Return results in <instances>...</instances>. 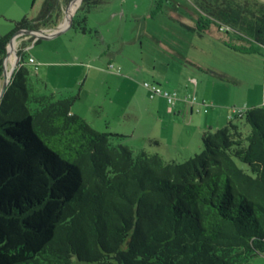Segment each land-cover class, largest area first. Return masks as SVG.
<instances>
[{"label": "trees", "instance_id": "16d2710c", "mask_svg": "<svg viewBox=\"0 0 264 264\" xmlns=\"http://www.w3.org/2000/svg\"><path fill=\"white\" fill-rule=\"evenodd\" d=\"M110 1L83 0L71 28L90 32L80 13ZM201 6L200 35L215 24L264 47L263 2ZM61 11L46 0L0 37V81L15 33L55 27ZM19 55L0 103V264H251L264 254V105L204 131V151L185 163L167 161L96 130L73 112L79 94L38 92Z\"/></svg>", "mask_w": 264, "mask_h": 264}, {"label": "rangeland", "instance_id": "374dc122", "mask_svg": "<svg viewBox=\"0 0 264 264\" xmlns=\"http://www.w3.org/2000/svg\"><path fill=\"white\" fill-rule=\"evenodd\" d=\"M45 1L0 0V37L12 32L23 18L37 17ZM70 2L57 0L61 10ZM201 3L202 0H111L80 13L82 18L87 17L90 32L70 28L54 38L36 41L24 34L17 39V53L27 46L25 59L38 92L54 93L57 99L80 94L75 108L96 130H135V136L123 135L117 142L136 151L159 154L167 161L185 163L204 151V131L197 132L195 126L207 124V119H199V111L206 116L210 111L227 109L236 117L240 110L264 105V47L248 42L232 29L224 31L226 39L200 35L188 21L195 20V15L207 17ZM63 20L61 11L59 22ZM242 46L250 51L238 48ZM30 57L35 58L37 68L29 63ZM193 60L207 69H201ZM110 64L115 68L111 69ZM11 67L9 64L8 69ZM82 67L85 73L92 70L86 84L84 79H78ZM3 83L4 76L0 89ZM145 83L177 95L174 106L164 96H155L164 97L167 108L176 109L180 101L193 105L194 126H189V109L171 116L163 112L153 115L148 107L153 99ZM56 87L62 91H54ZM144 93L148 100L141 102ZM209 121L212 127L209 123L205 129L212 131L227 123L225 120L219 125L215 117ZM239 122L247 132V123ZM239 164L247 167L243 162ZM251 264H264V254L254 257Z\"/></svg>", "mask_w": 264, "mask_h": 264}, {"label": "crops", "instance_id": "0c3cea01", "mask_svg": "<svg viewBox=\"0 0 264 264\" xmlns=\"http://www.w3.org/2000/svg\"><path fill=\"white\" fill-rule=\"evenodd\" d=\"M66 9H67V7H66ZM66 9H65V7H63L62 12H65ZM60 18H61V16H60ZM199 19H200V16L195 15V20L192 19V20H189L188 22L194 28V27H197ZM61 23H62V21H60L57 26H59ZM57 26H55V27H41V29H45L46 31L50 32V31H54L57 28ZM208 34L213 35L215 37H220L221 39H226V36L228 37V34L224 33V31L220 30V28L217 25H215V24L211 25L209 27V29L205 32V35H208ZM193 61H194V64L197 65L198 67H200L201 69H203V68L207 69L206 66H204V64H202L201 62L195 61V60H193ZM73 64L77 65V66H80L76 62H74ZM91 73H92V70H89L88 72L85 73V69L83 68L82 69V73H81V75L78 78L79 81L84 79V84H86L87 81L90 79ZM46 87H48V86L46 85ZM53 90L57 91V90H60V89L56 87ZM60 91H62V90H60ZM80 97H82V96L80 95ZM150 97L153 99V101L150 102L148 107H149V109H150V111L152 112L153 115H155V116H157V114L161 115L160 113L163 112L166 115L171 116L175 112L180 113L182 109H184V110H188L189 109L190 113H191V123L189 124V126H194L193 125V121H194V119H196V117H195L196 113H195L194 106L191 105L190 103H186L184 101H180V103L179 102L177 103L176 109H172V111H170L169 107L168 108L166 107V100L164 99V97H152L151 94H150ZM147 98H148V94L147 93H144L142 96H140L141 102L142 101L145 102L146 100H148ZM73 107L75 108V105ZM73 112L76 113V114L81 115V112L78 109H76V108L73 109ZM197 115L200 117L199 119H201V118L207 119L206 123L207 124L210 123L209 124L210 127H212V124H211L212 121H209V120L214 118V117L218 118V121H219L218 124L219 125H221V123H223V121L227 120V122H228L230 120V118L234 117V115H232V112L227 110V109H221V111H219V112L210 111L209 113H207L206 116L204 115L203 112L199 111V113ZM207 124H203V122L200 123V124H197L195 126V130H197V132L201 133V131H205L206 130L205 129V127H206L205 125H207ZM113 133L122 134V135H126V136H135L136 131L133 130L132 132H127V133H132V134H127L124 130H122L120 128L119 130H115V132H113Z\"/></svg>", "mask_w": 264, "mask_h": 264}, {"label": "water", "instance_id": "95a60500", "mask_svg": "<svg viewBox=\"0 0 264 264\" xmlns=\"http://www.w3.org/2000/svg\"><path fill=\"white\" fill-rule=\"evenodd\" d=\"M74 1L75 0H71L69 5L67 6V9L65 10L63 23L60 24L59 26H57V28L54 31L49 32V31H46L45 29H41V28L34 29V30H20V31L16 32L15 35L12 37V39L10 40V43L8 45V52H7V57H6L5 65H4V73H3L4 74V83L0 89V103H1V100H2V98L6 92L7 88L10 85L11 79H12L16 69L18 68L19 62L21 60V57L18 55L17 50H16V62L14 65H12L11 69H8L7 60L9 58L10 48H11V45L13 44V42L17 41V39L24 34L30 35L36 39H50V38H54L56 36H59L63 32L70 29L72 19L75 16L76 12L78 11L79 7L81 6L83 0H80V3L78 5V7L76 8V10L72 11Z\"/></svg>", "mask_w": 264, "mask_h": 264}, {"label": "built area", "instance_id": "2783aa9c", "mask_svg": "<svg viewBox=\"0 0 264 264\" xmlns=\"http://www.w3.org/2000/svg\"><path fill=\"white\" fill-rule=\"evenodd\" d=\"M229 29H231V28L230 27H225V26H223V27L220 28V30H222V31H226V30H229ZM34 39H35V41L37 40L36 38H34ZM23 50H25V48ZM29 63L35 65L36 68L38 67L36 65V60H35L34 57H30L29 58ZM110 68L111 69H114L115 68L114 64H110ZM144 87L147 88L150 91L152 97H155L156 95H162V96H164L167 99L168 103L171 106H174L175 101L177 99L176 98V96H177L176 94H171L168 91H163L159 86L152 85V84H149V83H145L144 84ZM194 100H195V98H194ZM172 109H173L172 107H169V110L170 111H172ZM241 111L242 110H240L239 113Z\"/></svg>", "mask_w": 264, "mask_h": 264}, {"label": "bare ground", "instance_id": "6f19581e", "mask_svg": "<svg viewBox=\"0 0 264 264\" xmlns=\"http://www.w3.org/2000/svg\"><path fill=\"white\" fill-rule=\"evenodd\" d=\"M79 3H80V0H75L74 1L73 7H72V11L76 10V8L78 7ZM16 50H17V41H14L13 44L11 45V48H10V55H9L8 60H7V64L8 65L9 64H11V65L15 64V62H16Z\"/></svg>", "mask_w": 264, "mask_h": 264}]
</instances>
